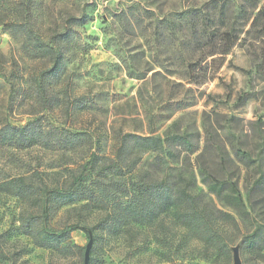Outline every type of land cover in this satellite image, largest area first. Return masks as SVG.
Wrapping results in <instances>:
<instances>
[{
	"label": "rangeland",
	"instance_id": "1",
	"mask_svg": "<svg viewBox=\"0 0 264 264\" xmlns=\"http://www.w3.org/2000/svg\"><path fill=\"white\" fill-rule=\"evenodd\" d=\"M36 1L34 25L46 39L53 28L64 29L69 14L80 21L71 40L60 42L63 75L44 79L46 63L28 56L10 34L8 23L18 17L15 0H0V53L6 58L0 67V126L41 117L46 126L90 137L68 150L0 145V186L25 176L37 187H67L95 153L97 169L108 176L125 173L135 180L147 170L156 177L167 170L174 177L194 173L189 188L210 194L199 167L226 178L215 147L220 145L246 197L255 176L237 160L232 134L243 148L264 155L257 128L264 131L262 17L252 26L264 0ZM38 79L45 81L46 100L37 94ZM169 130L190 135L195 152L182 151L174 162L131 142V158L142 157L138 166L129 172L124 163L113 164L123 132L164 135ZM211 196L219 208L233 210ZM251 202L255 219L264 224V186L253 190ZM83 203L50 217L54 227L79 223L88 230L73 231L72 240L81 248L64 254L37 246L21 232L20 215L37 207L0 187V264H84L90 239L98 236L88 264H216L198 259V241L173 213L143 228L132 225L129 236H110L99 227L106 209ZM236 216L238 225L217 220V227L232 251L239 246L241 264H264V248L257 252L245 241L255 222ZM233 262L232 257L227 264Z\"/></svg>",
	"mask_w": 264,
	"mask_h": 264
},
{
	"label": "trees",
	"instance_id": "2",
	"mask_svg": "<svg viewBox=\"0 0 264 264\" xmlns=\"http://www.w3.org/2000/svg\"><path fill=\"white\" fill-rule=\"evenodd\" d=\"M35 2L37 1L15 0L18 17L8 23L10 34L21 44L28 56L46 63L47 67L42 72L44 79H59L64 73L60 42L71 40L74 24L80 21V17L69 14L65 19L64 29L59 31L53 28L50 39H46L34 25ZM259 16L262 17L261 24L264 28V11L254 19L252 26L257 23ZM259 59H262L260 63L264 67V57ZM5 63V56L0 53V67ZM37 94L42 100H46L47 88L44 80L38 79ZM257 128L261 139L260 152H263L264 131L259 126ZM89 137L85 131H74L53 125L46 126L41 117L32 118L23 124L7 122L0 126V145L17 148H29L38 144L55 150L76 149L83 146ZM232 137V147L237 160L255 176L247 188L246 197L241 192L235 169L228 165L225 151L220 145L215 147L226 178H218L203 165L199 167L201 180L206 184L210 194L192 191L189 188V183L195 178L194 173L188 178L182 175L174 177L167 170L162 177H156L147 170L146 175L142 173L135 180L125 173H122L121 177L108 176L101 169H97L98 158L95 153H92L90 159L80 167L79 172L67 187H37L25 176L7 179L1 183L0 187L15 196L29 200L37 207L22 213L19 221L21 232L31 237L39 247L57 249L64 254H70L73 249L81 248L73 242L72 232L79 229L88 232L87 229L79 223L58 228L50 225L49 220L54 212L67 205L85 202L83 203L85 206L94 202L106 209L99 227L110 236H129L134 232L132 225L143 228L157 221L162 215L173 213L176 223L198 241L197 246L202 252L198 257L199 260L227 264L233 257L232 246L217 227V220H227L238 225L236 215L252 218L255 226L245 236V241L257 252L264 248V224L255 219L254 204L251 202L253 190L264 186V155L259 153L254 155L250 150L242 147L237 135L232 134ZM131 142L137 149L154 152L161 159L167 158L174 162L179 160L182 151L195 152L193 141L186 133H176L171 130L164 135L123 132L116 153V161H113V164L121 167V163H124L129 172L142 161L141 155H134L131 158ZM175 145H181L182 149L177 150ZM128 158L131 159L127 160ZM211 195L216 196L233 210L227 212L219 208ZM156 237H159L157 232ZM97 238L99 236L92 238L90 252L93 248L95 249Z\"/></svg>",
	"mask_w": 264,
	"mask_h": 264
},
{
	"label": "water",
	"instance_id": "3",
	"mask_svg": "<svg viewBox=\"0 0 264 264\" xmlns=\"http://www.w3.org/2000/svg\"><path fill=\"white\" fill-rule=\"evenodd\" d=\"M92 243L93 240L90 239V242L86 248V253H85V263L84 264H88L89 263V258H90V249L92 247ZM233 264H241V260H240V255H239V246L233 248Z\"/></svg>",
	"mask_w": 264,
	"mask_h": 264
}]
</instances>
